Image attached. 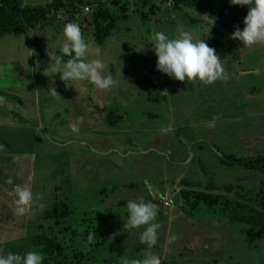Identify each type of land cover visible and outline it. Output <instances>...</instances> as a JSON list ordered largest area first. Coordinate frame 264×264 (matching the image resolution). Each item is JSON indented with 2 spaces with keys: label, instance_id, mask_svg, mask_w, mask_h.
Segmentation results:
<instances>
[{
  "label": "rangeland",
  "instance_id": "1",
  "mask_svg": "<svg viewBox=\"0 0 264 264\" xmlns=\"http://www.w3.org/2000/svg\"><path fill=\"white\" fill-rule=\"evenodd\" d=\"M19 1L41 8L50 25L0 37V250L41 251L31 239L44 236L68 264L142 259L140 230L124 222L127 202L143 199L158 210L151 251L161 264H264V224L234 223L225 209L233 201L264 215V172L221 161L264 157V43L242 46L202 19L207 0L198 12L170 0ZM67 22L81 27L87 59L117 79L112 90L48 70ZM180 29L235 49L237 62L221 61L222 78L211 84L158 72L154 34ZM108 113L123 120L110 127ZM17 186L34 196L23 215Z\"/></svg>",
  "mask_w": 264,
  "mask_h": 264
},
{
  "label": "clouds",
  "instance_id": "2",
  "mask_svg": "<svg viewBox=\"0 0 264 264\" xmlns=\"http://www.w3.org/2000/svg\"><path fill=\"white\" fill-rule=\"evenodd\" d=\"M230 3L233 6H248L249 9L243 20V29L237 27L230 35V39L248 47L264 43V0H230ZM207 17L204 16L202 19ZM62 36L60 54L48 50L50 58L48 70L51 68L55 74L59 73L63 82L90 81L99 90H112L118 81L111 72L106 71L102 60L87 59L89 45L79 24L67 22L63 27ZM152 39L151 50L157 57L158 72L180 82L199 80L211 84L222 78L224 68L220 56L206 40L194 39L191 32L182 29L178 30L176 36L158 31ZM119 75L123 79L121 70ZM49 92L58 95L55 87H51ZM4 100L5 98L0 96V102ZM213 125L214 120L210 122V126ZM71 131L78 132V126L73 125ZM33 199V193L28 187L17 186L15 200L17 214L23 215L31 206ZM126 208L124 228L140 230V242L146 247L142 259H128L125 264H161L160 256L151 251L160 238L161 224L157 222V208L143 199L129 200ZM174 239L175 237H171L169 242ZM44 261L45 254L39 250L33 249L23 253L9 251L6 254L0 250V264H44Z\"/></svg>",
  "mask_w": 264,
  "mask_h": 264
},
{
  "label": "trees",
  "instance_id": "3",
  "mask_svg": "<svg viewBox=\"0 0 264 264\" xmlns=\"http://www.w3.org/2000/svg\"><path fill=\"white\" fill-rule=\"evenodd\" d=\"M107 0H88V5L104 2ZM175 7H185L194 11H200L206 0H170ZM213 3L208 8V19L213 21L222 31L232 34L239 27L243 29V20L249 9L248 6H233L230 0H207ZM80 4V5H79ZM76 5L81 6L82 0H76ZM197 23V21H192ZM50 23L45 20L41 8L21 9L19 0H0V37L10 35H23L30 29L49 26ZM237 41V40H235ZM103 39H98L97 43L102 45ZM239 42V41H237ZM240 43V42H239ZM212 46L216 49L221 61L230 59L233 63L237 62L236 50L231 47H225L218 42H212ZM107 122L110 127H114L118 122L123 120L122 113L115 116L112 113L107 114ZM221 161L229 166L238 165L242 168H248L258 172H264V157L256 158L252 161H246L242 158L233 156H224ZM203 201L210 205L215 198L210 195H201ZM214 199V200H213ZM259 207L264 210V197L259 199ZM225 209L228 218L238 224L246 225L254 230H260L264 224V215L249 206L227 201ZM35 247H41L45 254L44 264H68L59 251L44 236H36L31 239ZM12 252L21 253L19 249H11ZM9 252V251H8ZM7 252H5L6 254Z\"/></svg>",
  "mask_w": 264,
  "mask_h": 264
},
{
  "label": "crops",
  "instance_id": "4",
  "mask_svg": "<svg viewBox=\"0 0 264 264\" xmlns=\"http://www.w3.org/2000/svg\"><path fill=\"white\" fill-rule=\"evenodd\" d=\"M259 91H260V90H259ZM259 91H258V92H259ZM256 95H257V99L261 96V94H259V93H257ZM262 102L264 103V98L262 99Z\"/></svg>",
  "mask_w": 264,
  "mask_h": 264
},
{
  "label": "built area",
  "instance_id": "5",
  "mask_svg": "<svg viewBox=\"0 0 264 264\" xmlns=\"http://www.w3.org/2000/svg\"><path fill=\"white\" fill-rule=\"evenodd\" d=\"M165 204H168V203H165Z\"/></svg>",
  "mask_w": 264,
  "mask_h": 264
}]
</instances>
